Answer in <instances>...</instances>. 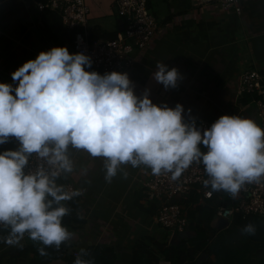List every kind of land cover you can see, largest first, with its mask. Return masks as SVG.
Wrapping results in <instances>:
<instances>
[{
  "label": "crops",
  "instance_id": "1",
  "mask_svg": "<svg viewBox=\"0 0 264 264\" xmlns=\"http://www.w3.org/2000/svg\"><path fill=\"white\" fill-rule=\"evenodd\" d=\"M44 1L0 0V82L17 85L12 73L41 51L54 46L71 50L72 30L64 27L59 14L39 11L38 3ZM218 1L151 0L152 6L158 3L153 14L160 27L146 50L134 52L137 62L127 72L131 86L141 98L147 92L153 103L169 107L182 104L189 124L197 118L214 123L228 114L251 118L260 126L255 96L238 98L236 87L246 70H259L264 78V0H243L238 12L220 10ZM87 2L91 8L90 40L91 32L98 40L110 39L104 33L118 36L123 31L117 0ZM158 63L178 69L175 87H165L154 79ZM19 146L18 139L10 137L0 145V152ZM67 154L72 171L56 182L64 189L71 184L79 192L71 200L78 202L75 218L79 220L65 218L67 214L62 220L71 237L59 247L52 245L56 258L40 263L35 250L50 245L31 239L27 233L19 243L8 244L10 227H4L0 230V264H69L75 254L83 258L88 249H112V264H150L148 255L139 249L144 246L161 259V247L167 239L173 243L186 240L189 248L201 245L196 264L264 263V234L244 231L237 217L232 222L220 218L213 207L200 203L196 194L185 204L187 238L171 237L155 222L159 202L146 201L143 184L154 175L151 167L122 163L109 180L107 157L93 156L72 145ZM223 193L208 204L232 200L230 193L227 199L223 198L227 192ZM137 252L140 262L135 261Z\"/></svg>",
  "mask_w": 264,
  "mask_h": 264
},
{
  "label": "clouds",
  "instance_id": "2",
  "mask_svg": "<svg viewBox=\"0 0 264 264\" xmlns=\"http://www.w3.org/2000/svg\"><path fill=\"white\" fill-rule=\"evenodd\" d=\"M91 64L83 52L54 46L12 73L17 85L0 82V145L10 137L20 142L18 149L0 152V224L10 227L8 244L26 233L57 247L71 237L62 223L69 208L62 202L79 192L56 182L61 171H72L69 145L107 157L109 180L127 162L147 165L157 175L170 172L176 180L195 161L205 167V186L235 197L245 183L264 178V128L253 119L224 114L201 130L185 122L182 104L153 103L147 92L141 98L128 73L102 75L88 70ZM157 69L156 81L176 86L177 68L158 63ZM31 153L52 170L40 166L26 173ZM244 231L255 227L248 224ZM74 264L90 261L78 256Z\"/></svg>",
  "mask_w": 264,
  "mask_h": 264
},
{
  "label": "built area",
  "instance_id": "3",
  "mask_svg": "<svg viewBox=\"0 0 264 264\" xmlns=\"http://www.w3.org/2000/svg\"><path fill=\"white\" fill-rule=\"evenodd\" d=\"M243 0H219L218 8L223 11H239L238 4ZM118 15L124 21V29L115 39L90 40L88 28L91 8L87 0H45L38 3L41 12H55L61 16L64 27L75 31L73 49L70 53L83 52L89 55L92 69L101 74L111 71L127 73L137 62L135 50H146L153 42L159 23L151 12L148 0H117ZM236 96H255L260 126L264 128V78L259 70H246L241 73L236 87ZM201 130L208 128L212 123L197 118L192 121ZM191 123V124H192ZM205 151L207 148L204 146ZM43 166L51 171L52 167L45 158L36 153L29 154V163L25 172L35 171ZM64 171L56 177L64 175ZM207 173L202 162H193L176 180L171 179L170 172L154 174L143 184L147 202H159L155 222L166 229L170 236L185 232L188 226L186 202L193 194L199 196L204 205L213 201L217 192L224 194V190H213L211 185H204ZM65 191L75 192L71 184H67ZM76 197L74 195L72 198ZM71 198V199H72ZM230 205L221 201L216 205V214L224 220L231 221L237 216L244 219L248 216L264 217V178L259 183H245L235 197L232 196ZM7 227L0 224V229ZM170 237V238H171ZM80 257L75 254V257ZM158 264H173L171 260L161 258Z\"/></svg>",
  "mask_w": 264,
  "mask_h": 264
},
{
  "label": "trees",
  "instance_id": "4",
  "mask_svg": "<svg viewBox=\"0 0 264 264\" xmlns=\"http://www.w3.org/2000/svg\"><path fill=\"white\" fill-rule=\"evenodd\" d=\"M148 1H149L148 2L149 7H152L151 0H148ZM72 32H73V42H74L75 31H72ZM90 34H91L90 36L93 40L97 39V36L94 35L92 32ZM104 35L109 36L110 39H114L117 36V35H110V34H106V33H104ZM70 48H71V50L73 49V43H72V46ZM201 150L205 151L203 145H201ZM220 194L221 193L217 192V195H220ZM71 200L72 199L67 201L65 204L69 208V212L67 213V217H65V218L70 217L69 219H74L76 221V220H79L77 217L75 218L76 211L78 209V202L77 201H71ZM219 202H218V204H219ZM222 203L224 205H230L232 202H231V200H225ZM206 205L213 207L215 212H216V205L217 204L216 205H210L207 203ZM198 208L202 209V207H198ZM263 218L264 217L251 215V216H248L247 218L244 219L242 216H237V221H239L240 224L244 228L248 224H252L255 227L254 232H256V233L259 232V233L264 234V224L258 223ZM62 220H63V218H62ZM2 229H4V228H2ZM142 247H143V249H139V252H143V254L148 255L147 258L150 259V264H152V262H156L154 264H158L160 257L154 256L152 254V252L148 251L144 246H142ZM43 249L45 250V254H43V255L41 254L40 249L35 250L37 252V259L39 260L40 263L49 261V260L54 259L58 256L57 254L54 253V246H52V245L46 246ZM200 249H201V245L195 246L194 248H189L186 240L181 241L180 243H173L171 241H168V239H167L165 242V246L161 247V255L163 258L171 260L173 264H196V262H197L196 261V255L198 254V251ZM81 259L87 260V261L90 260L92 263H95V264H112V260H113L112 249H105V250L88 249V250H86L83 258L81 257ZM74 261L75 260H69V264H74ZM135 261H139V262L141 261L140 254L138 252L136 254Z\"/></svg>",
  "mask_w": 264,
  "mask_h": 264
},
{
  "label": "rangeland",
  "instance_id": "5",
  "mask_svg": "<svg viewBox=\"0 0 264 264\" xmlns=\"http://www.w3.org/2000/svg\"><path fill=\"white\" fill-rule=\"evenodd\" d=\"M157 10H158V3L156 2V3H155V6H152L151 12H152V13H155V12H157ZM227 194H228V192H227L225 195H223V198H224V199H227V198L230 197V196L227 195ZM258 223H259V224H262V223L264 224V218L261 219Z\"/></svg>",
  "mask_w": 264,
  "mask_h": 264
},
{
  "label": "water",
  "instance_id": "6",
  "mask_svg": "<svg viewBox=\"0 0 264 264\" xmlns=\"http://www.w3.org/2000/svg\"><path fill=\"white\" fill-rule=\"evenodd\" d=\"M173 238L178 240L185 239L187 238V231L176 234L175 236H173Z\"/></svg>",
  "mask_w": 264,
  "mask_h": 264
}]
</instances>
